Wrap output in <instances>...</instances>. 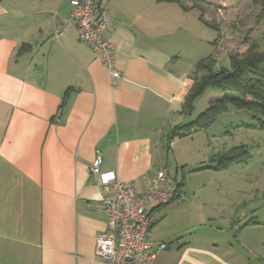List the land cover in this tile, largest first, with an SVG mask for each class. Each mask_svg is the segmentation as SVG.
I'll list each match as a JSON object with an SVG mask.
<instances>
[{"label": "crops", "instance_id": "crops-1", "mask_svg": "<svg viewBox=\"0 0 264 264\" xmlns=\"http://www.w3.org/2000/svg\"><path fill=\"white\" fill-rule=\"evenodd\" d=\"M111 1L101 0L115 83L65 25L70 0H0V264H104L95 254L108 220L90 173L97 152L101 171L139 192L159 169L181 185L179 199L145 205L151 239L166 245L150 248L153 264H264L242 236L264 223L226 211L221 170L204 167L215 153L183 149L188 134H171L192 80L160 18L151 6L138 11L144 0Z\"/></svg>", "mask_w": 264, "mask_h": 264}, {"label": "rangeland", "instance_id": "rangeland-1", "mask_svg": "<svg viewBox=\"0 0 264 264\" xmlns=\"http://www.w3.org/2000/svg\"><path fill=\"white\" fill-rule=\"evenodd\" d=\"M144 1L148 5L138 11L147 14L145 9L151 6L152 14L160 18L163 39L173 41L174 54L179 55L178 66L183 73L190 74L198 60L211 54L217 61L215 67L230 68L229 55L242 56L251 44L264 51V0ZM222 94L212 88L205 89L195 100L191 113L181 116L180 122L195 119L212 99ZM180 144L183 149L185 146L207 148L215 154L246 147L248 159L232 163L217 174L226 198L223 204L226 211L236 213L241 224L250 219L264 223V128L250 113L228 105L212 123L192 131ZM211 189L216 192V187ZM242 236L259 254H264V224L244 227Z\"/></svg>", "mask_w": 264, "mask_h": 264}, {"label": "built area", "instance_id": "built-area-1", "mask_svg": "<svg viewBox=\"0 0 264 264\" xmlns=\"http://www.w3.org/2000/svg\"><path fill=\"white\" fill-rule=\"evenodd\" d=\"M70 6L65 25L77 28L79 40L92 48L115 83L121 73L114 63V43L104 35L110 20L106 6L101 0H70ZM101 161L97 152L90 173L101 189V204L108 220L106 229L96 236L95 254L104 259V264H153L156 252L150 248L157 244L150 237L151 221L145 205L154 202L161 206L179 199L182 192L178 182L169 178L165 169H159L146 189L139 192L132 180L122 181L114 171H101ZM157 246L166 248L165 244Z\"/></svg>", "mask_w": 264, "mask_h": 264}, {"label": "trees", "instance_id": "trees-1", "mask_svg": "<svg viewBox=\"0 0 264 264\" xmlns=\"http://www.w3.org/2000/svg\"><path fill=\"white\" fill-rule=\"evenodd\" d=\"M229 60L230 68L215 67L217 61L213 54L198 60L190 74L192 84L182 100L180 114L189 115L195 100L207 88L223 94L212 99L208 107L195 119L173 127L172 135L184 136L207 127L220 113L227 110L228 105L250 113L258 125L264 128V51L257 50L251 44L244 55H229ZM248 157L246 147H233L212 155L210 164L204 167L224 170L230 164L242 162ZM178 185L181 188L179 183Z\"/></svg>", "mask_w": 264, "mask_h": 264}]
</instances>
